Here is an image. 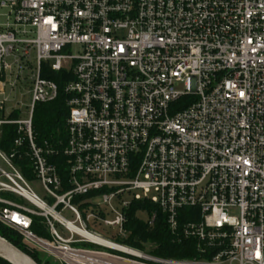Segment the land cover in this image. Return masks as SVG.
<instances>
[{
  "label": "built area",
  "instance_id": "built-area-1",
  "mask_svg": "<svg viewBox=\"0 0 264 264\" xmlns=\"http://www.w3.org/2000/svg\"><path fill=\"white\" fill-rule=\"evenodd\" d=\"M74 45L78 53L65 52ZM45 66L71 76L67 136L57 143H40L34 130L37 105L60 95ZM19 93L30 98L24 112ZM7 127L0 224L41 256L264 264V0H0V139ZM23 156L44 197L15 163ZM142 200L195 242L199 258L123 242L128 209ZM94 226L116 233L104 238Z\"/></svg>",
  "mask_w": 264,
  "mask_h": 264
},
{
  "label": "trees",
  "instance_id": "trees-1",
  "mask_svg": "<svg viewBox=\"0 0 264 264\" xmlns=\"http://www.w3.org/2000/svg\"><path fill=\"white\" fill-rule=\"evenodd\" d=\"M43 76L57 82L60 88V95L54 102L37 105L34 115V130L40 143L44 140L57 143L60 139L66 140L67 136L66 122L69 116V108L66 102L67 96L64 93V86L66 81L71 79V76L69 73L66 74L65 72H53L46 66L44 67ZM12 129L13 127H7L5 129L6 135L0 139V149L6 152L12 151L10 145L13 134ZM15 163L22 169L28 179H33L30 172L31 166L28 157H17ZM61 171H64L63 167L61 168ZM143 209L148 211L149 216L153 213L156 214V220L153 224H148L147 221L138 216L139 212ZM192 212L193 210L189 208L182 210V222H184ZM127 216L128 221L126 229L129 232V236L123 241L124 243L136 248L150 250L153 254L164 258H199L195 242L193 240L184 239L179 235L170 232L166 216L149 201H133L128 209ZM33 230L37 234L43 235L44 232L39 223V219L34 221ZM0 235L30 255L38 263L42 264V256L40 253L30 249L23 242V239L18 232L0 224ZM178 239H180V241H178ZM0 264L8 263L0 259Z\"/></svg>",
  "mask_w": 264,
  "mask_h": 264
},
{
  "label": "rangeland",
  "instance_id": "rangeland-1",
  "mask_svg": "<svg viewBox=\"0 0 264 264\" xmlns=\"http://www.w3.org/2000/svg\"><path fill=\"white\" fill-rule=\"evenodd\" d=\"M80 47L77 46V45H74V46H69L67 49H66V53H71V54H76L78 53ZM65 68H67L68 70L71 71V68H72V61L69 63V64H66L65 65ZM18 101H20V109H22V111L24 112L25 111V104L23 106L22 103H28L30 101V98L29 96H27L25 99H21L20 97V93H19V98H18ZM14 105V104H13ZM31 187L33 188V190L41 197H44V195L46 194L45 190L43 189L41 183L38 181V180H32L31 181ZM132 196L133 195H127L125 197V199H128V200H131L132 199ZM64 216L70 220H72V215L69 211H65L64 212ZM138 216L143 219V220H147V215L145 213H139ZM57 228L58 230L64 235V236H69V233L62 229V227L60 225H57ZM96 230H98V232H100L101 236L104 237V238H109V239H112V236L114 233H116V230H114L113 228L111 227H92ZM120 242V241H118ZM79 246H87L89 248H95V249H102L101 247L99 246H95V245H91V244H77ZM50 255H48L47 253H43L42 254V257L46 258ZM50 258V264H61L58 260H56L54 257H49Z\"/></svg>",
  "mask_w": 264,
  "mask_h": 264
},
{
  "label": "water",
  "instance_id": "water-1",
  "mask_svg": "<svg viewBox=\"0 0 264 264\" xmlns=\"http://www.w3.org/2000/svg\"><path fill=\"white\" fill-rule=\"evenodd\" d=\"M0 259L8 264H40L30 255L0 235Z\"/></svg>",
  "mask_w": 264,
  "mask_h": 264
}]
</instances>
